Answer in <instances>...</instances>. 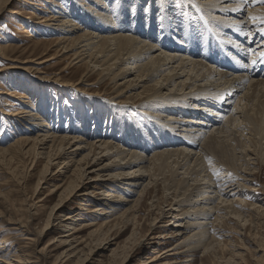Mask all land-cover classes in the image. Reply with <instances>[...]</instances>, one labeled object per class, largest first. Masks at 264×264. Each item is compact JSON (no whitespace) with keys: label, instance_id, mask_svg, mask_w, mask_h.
Masks as SVG:
<instances>
[{"label":"bare ground","instance_id":"obj_1","mask_svg":"<svg viewBox=\"0 0 264 264\" xmlns=\"http://www.w3.org/2000/svg\"><path fill=\"white\" fill-rule=\"evenodd\" d=\"M22 1L19 0L23 6L31 4L37 9L45 5L43 0L41 3L37 0ZM70 1L45 0L51 3L50 10L48 8L46 14L38 16L32 13L38 18L40 30L54 33L50 43L60 47L58 52L86 68L83 81L81 79L78 84L96 83L85 82L86 77L96 73L98 78L111 79L115 91L108 107L117 102V98L127 97L124 101L145 108L142 115L145 120L140 122L131 112L135 117V129L129 131L122 125L124 120L120 117L119 132L114 126L112 132L97 131L94 135L88 123L82 124L81 128L76 124L65 126L58 119L60 124L52 116L37 112L32 102L33 94L15 87L23 85L22 80L17 79L15 84V81L8 80L11 87L0 90V125L3 126L0 133V173L6 169L4 162L9 166L21 164L30 154L34 155L33 162L45 155L46 169L57 161L59 167L51 172L50 177V182L63 180L51 189L63 188L61 200L52 209L57 210L56 218L64 216L63 208L78 197L83 200L80 203L82 210L112 213L108 215L110 217L124 202L122 198H116L118 195L113 192L114 188L128 187L126 192L132 194L150 176L148 184L140 190L143 198L146 191L150 192L148 185L155 187L162 180L166 202L157 204L161 212L150 222L149 232H156L159 217L179 218L173 226H183L174 229L172 234L163 233L159 238L180 239L177 245L181 249L169 252L173 248L154 247L138 264H167L157 262L167 255L185 253H188L185 261L194 260L193 255L198 248L204 246L207 250L213 243L206 239L210 223H223L225 219L234 218L241 225L247 224L251 219L243 214L250 215L252 209L255 210L252 207L244 212L246 199L229 197L244 196L248 190H260L247 182H253L250 176L257 171V165L264 162V60L260 59V52H264V22L259 19L264 17V3L243 0L244 7L241 8L236 0ZM9 2L15 0H0V13ZM210 3L215 7H210ZM22 5L11 9L9 18L25 24V19L30 17L24 16ZM233 8L237 10L232 11ZM252 17L258 19L253 20ZM24 28L23 33L32 37L30 28ZM219 47L231 56L235 70H225L213 63L214 49ZM2 51L4 46L0 45L1 57L8 58ZM55 56L43 58L28 68L40 70V64ZM39 58L42 57L28 61L35 62ZM253 60L257 62L253 64ZM116 110L120 114L125 111L122 107ZM85 135L92 139L87 145L83 144V140H87ZM87 148L89 152L76 157ZM110 155L113 159L109 162L103 165L98 162ZM107 168L119 171L102 178L101 171ZM168 172L172 177H181L169 180V174L165 175ZM214 172H218L219 177L213 175ZM90 173L95 176H91L94 182L91 185L100 190L83 191ZM103 188L112 189L107 190L105 196L109 202L100 199ZM218 191L228 197L220 195L222 206L214 204L218 197L209 193ZM66 192L69 195L64 199ZM255 200L263 201L264 198L257 196ZM97 201L110 206L111 210L92 208ZM251 204L260 211L261 206L257 202ZM72 213L63 219L69 221V231L63 234L68 238L62 240L66 243L72 240L77 245L69 248L67 255L75 256L90 244L91 240L89 242L88 238L79 235L87 225L95 226L90 233L94 236L107 230L100 239L109 246L114 244L107 235L111 227L119 223L117 216L112 219L105 216L103 221L77 228L72 226V219L76 220L74 217L79 215L80 218L82 214ZM188 218L191 221L187 222ZM136 227L135 223L134 232L139 231V226L138 230ZM3 230L0 227V234ZM150 234L143 235L137 242L155 243L152 239L156 237H150ZM260 237L254 233V239L259 240ZM5 242L6 238L0 239V260L4 264H27L28 258L18 253L3 259ZM116 244L118 246L111 248L112 258L108 264H127L131 253L124 251L120 256L118 248L122 246ZM261 257V264H264V249ZM83 261L80 259L77 264H83Z\"/></svg>","mask_w":264,"mask_h":264},{"label":"rangeland","instance_id":"obj_2","mask_svg":"<svg viewBox=\"0 0 264 264\" xmlns=\"http://www.w3.org/2000/svg\"><path fill=\"white\" fill-rule=\"evenodd\" d=\"M40 1L41 0H37L36 2L41 3ZM44 1L45 0H43V3L45 5L42 6V8L40 7L37 9L32 7L31 4L30 6H23V1L19 2V0H15V2H9L6 4L0 13V45L4 46V51L2 52L8 57L2 58L0 53V90L9 89L11 87L8 84V80L15 81V84L18 83L16 80L20 79L22 80L21 82L23 85L15 87L21 91H27L33 94L32 102L35 103L37 112L39 111L42 115L48 114V116H52L55 122H58L59 124L61 122V124L65 126L76 124L81 128L88 123L89 130L94 135L97 131L109 130L112 132L114 126L119 132V127L121 126V123H119L120 117L124 120V124L122 125H125L129 131L135 129V117H133L131 112L134 113L136 119L139 118L141 122V120H145V117L143 118L142 116L144 115L143 109L145 108L137 104L131 105L130 102L124 101L127 97L123 98V96L117 98V102H112L111 106L108 107L110 98L113 97L115 91L114 82H112L111 79L103 80L98 78V73H90L91 75L89 74L90 76L85 78L87 80L85 82L96 83H93L92 85H85L84 83L78 84V81L81 79L83 81L82 75H84L83 73L86 71V68L82 66L81 63L76 64L74 63L75 61L71 62L67 56L62 55L63 52H58L60 47L50 43L55 34H51L49 30H46V32L40 30V27L37 24L38 14H46V11L50 6L49 4H51ZM61 1H66L67 3L71 2L70 0ZM80 1H82V3H87V0ZM19 5L24 7V16L30 17V19H25V24L9 18L10 10L17 8ZM33 12H35L37 16L32 15ZM24 27H28V29L30 28L29 30L31 32L29 33H33L32 37L23 33V30L25 29ZM154 44L157 43L154 42ZM44 52H46V54H43ZM54 55H56L54 59L45 62V64H40L42 69L31 70L28 68V65L38 63L39 60ZM39 56L42 58L36 59L35 62L28 61L30 58H38ZM32 87L36 88L32 90ZM121 99L123 101H121ZM118 107L124 108V113H118L116 110ZM130 125L133 126L131 127ZM2 128L3 126L0 125V133ZM85 138L87 140H83V144L87 145V142L92 139L88 135H85ZM87 152H89V148L82 150L76 157L79 158ZM33 157L34 155L30 154L21 164H12L11 166L13 168L9 166L8 162H4L3 166L6 168L5 171L8 170V173L5 171L0 173V227L4 229L0 234V239L6 238V242L4 243L6 246L2 247V249L6 248V254H4L3 259L9 258L13 253H18L25 258H28H26L28 261L27 264H77L80 259L85 261L87 258L88 259L85 262L83 261V264H108L109 260L112 258L111 248L118 246L116 244L118 243L122 246L118 248L120 256L124 251L131 253L127 264H138L154 247L162 245L160 246V248L162 247L161 249L173 248L169 252L181 249L177 245L180 239L159 238L163 233L172 234L174 229L182 227L183 225L173 226L174 221L179 220V218L172 219L170 217H159L158 219H160V222H158V229L155 233L149 232L151 231L149 230L150 222L154 217H158L161 212L160 206L157 204L159 201L160 205L166 202V195L163 190L164 183H161L162 180H160L155 187H152L153 184L148 185L147 190H150V192L147 193L146 191L143 198H141L140 190L148 184L150 176H147L140 188L135 192H131L132 194L126 192V188L128 187L114 188L113 192H116L118 195L116 198H122L124 202H121L118 210H115V214L110 217L108 215H111L112 213L100 214L94 211L88 212L85 209L82 210L80 203L83 200L78 197L69 203L66 208H63L64 212H62V215L64 216L56 218L55 215L57 210L52 211V209H54L55 204L61 200L60 194L63 188L54 191H51V189L54 188V184H61L63 180H54L55 182H50V177L59 166L56 163L57 161H54L53 164L46 169L45 165L47 159L45 155L43 158L36 159L35 162H33ZM148 157H150L149 154ZM112 159L113 156L110 155L104 157L98 162H101V165H103ZM146 165H149V162L148 164L146 163ZM96 167L97 166L93 168ZM117 171H119L117 168H107L101 171V177L106 178ZM51 172L53 173L51 174ZM92 174L93 173H90V176L88 175V178L85 179L83 191L90 192L92 190H100L95 189V186L91 185L94 184L92 177H95L92 176ZM168 174L169 172L165 175L168 176ZM171 175L172 174H169V180H174L173 177H177V179L181 177L180 175H174L173 177ZM161 176L162 175H159L160 178ZM250 178H253L254 180L253 182L248 181L247 184H252L250 186L260 188V190H248L247 192L250 194L245 192L244 196L237 195V197H229L230 199H237L240 197L245 198L247 201V207L244 208V212L252 209V207L255 209H252V214L250 215H246V213L243 214L245 217L247 216V218L251 219L250 222L248 221L247 224L245 223L241 225L237 219L232 218L225 219V223H220L219 221L218 224L210 223L211 229L208 231L209 233L207 234L206 239L207 242L211 241L213 243L209 249L205 250L206 247L204 246L198 248L195 251V255H193L194 260H184L187 258L186 256L188 253L172 254L167 255L165 258H160L157 263L261 264V255L263 254L264 249V200L257 201L255 200V197L260 196V198H264V162L257 165V171L255 174L251 175ZM192 182L193 181H190V183ZM110 189L111 188H103L100 199L104 201L107 200L105 199V196H107V190ZM209 193L210 196L218 197L216 200L214 198V204H220L219 206L223 205L221 203L222 200L219 198L220 195L223 198H228L222 191ZM68 195L69 193L67 194L66 192L63 198H68ZM107 202H109V200H107ZM253 202H257V205L261 206L260 211L257 210V206L251 204ZM94 207L102 208L99 211L111 210L109 208L110 206L105 204L101 205V202L99 201L93 204L92 208ZM71 211H73L72 214L79 212L82 214V217L78 218L79 215H76L74 217L76 220L72 219V221H74L72 222V226H76L77 228L91 222L103 221L105 216L107 219H112L117 216L119 223H117L116 226H112L111 231L107 235L108 239L114 244L109 246V243H104V241L100 239V237L103 236L104 231H101L95 236L91 235L90 233L95 226L87 225L85 228L81 229L79 235L86 239L88 238L89 242L91 240L90 244L87 247H84L83 251L77 253L78 255H67L66 251L72 246L77 245V242L72 240L68 243L63 241L68 238L67 236H63V234L68 233L69 231V221L66 222L63 219H65V216ZM133 216H136V218ZM128 219H132L130 221L131 224L127 222ZM187 220V222L191 221L189 218ZM135 223L137 224V227L139 226V231L137 232H134ZM106 231L107 230H105V232ZM146 232L148 233V236L151 233L152 235L150 234V237H156L152 239L156 241L155 243L145 244V241L138 243L139 238L147 234ZM133 233H136L137 235ZM254 233L261 235L259 240L254 239ZM129 234H131V237ZM71 242L73 244H70ZM161 242L166 243L158 244ZM213 250H215V252ZM211 251L213 252L211 253ZM7 252H10V254ZM165 255L166 254H164V256ZM119 261L120 257L117 259V262ZM0 264H4L2 260H0Z\"/></svg>","mask_w":264,"mask_h":264},{"label":"snow or ice","instance_id":"obj_3","mask_svg":"<svg viewBox=\"0 0 264 264\" xmlns=\"http://www.w3.org/2000/svg\"><path fill=\"white\" fill-rule=\"evenodd\" d=\"M225 2H227V0H225ZM236 2L238 3L239 7H244V3L243 0H236ZM260 2L264 3V0H260ZM210 7H215L214 3H210L209 4ZM237 9L233 8L232 11H236ZM253 20L258 19L257 17H252ZM261 22H264V17H259ZM244 51H247V49H244ZM260 59L264 60V52H260ZM257 61L253 60L252 63L255 64ZM213 175L219 177V173L218 172H214Z\"/></svg>","mask_w":264,"mask_h":264}]
</instances>
